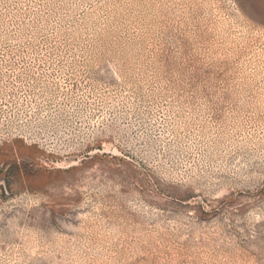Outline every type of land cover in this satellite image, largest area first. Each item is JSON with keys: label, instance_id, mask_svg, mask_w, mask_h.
<instances>
[{"label": "rangeland", "instance_id": "rangeland-1", "mask_svg": "<svg viewBox=\"0 0 264 264\" xmlns=\"http://www.w3.org/2000/svg\"><path fill=\"white\" fill-rule=\"evenodd\" d=\"M0 264H264V0H0Z\"/></svg>", "mask_w": 264, "mask_h": 264}]
</instances>
